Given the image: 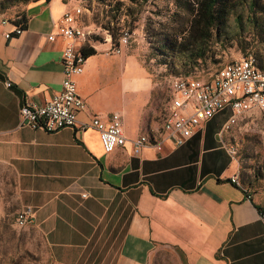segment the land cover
Listing matches in <instances>:
<instances>
[{"label": "crops", "instance_id": "0c3cea01", "mask_svg": "<svg viewBox=\"0 0 264 264\" xmlns=\"http://www.w3.org/2000/svg\"><path fill=\"white\" fill-rule=\"evenodd\" d=\"M69 8L66 0L32 2L24 32L9 38L14 25L0 17V168L20 207H32L55 264H154L161 250L175 264H264V205L232 181L239 164L218 114L183 145L135 152L132 140L161 123L157 84L128 45L115 53L91 44L96 53L76 77L86 106L75 127L21 124L26 102L44 105L61 89L68 41L48 36ZM115 112L127 142L107 153L91 121Z\"/></svg>", "mask_w": 264, "mask_h": 264}, {"label": "rangeland", "instance_id": "374dc122", "mask_svg": "<svg viewBox=\"0 0 264 264\" xmlns=\"http://www.w3.org/2000/svg\"><path fill=\"white\" fill-rule=\"evenodd\" d=\"M13 1L0 0V17L18 20L34 0ZM256 1L263 12L245 10L241 24L231 16L222 32H213L205 54L198 57L190 54L191 13L179 8L176 0H66L69 11L81 8L78 23L92 31L96 41L90 43L103 44L110 37L116 42L123 29L133 32L127 49L139 55L157 84L154 108L159 123L163 122L170 82L175 76L210 79L223 65L246 55H252L264 68V0ZM255 21H259L258 26ZM217 116L223 124L228 118L224 113ZM222 138L238 161L240 185L264 205V110H251L222 132ZM4 173L8 170L0 168V264H55L41 231L33 224H17L21 207L16 185ZM154 264H175V260L169 251L161 250Z\"/></svg>", "mask_w": 264, "mask_h": 264}, {"label": "built area", "instance_id": "2783aa9c", "mask_svg": "<svg viewBox=\"0 0 264 264\" xmlns=\"http://www.w3.org/2000/svg\"><path fill=\"white\" fill-rule=\"evenodd\" d=\"M81 15V8L65 12L58 25V32L49 34L50 41L58 36L68 41L62 50L61 89L44 105L26 102L21 108L22 125L47 132L76 126L77 113L86 106L85 99L78 92L76 77L84 72L87 57L82 48L92 34V31L79 25L78 17ZM1 22L11 23V20L4 18ZM24 30L22 25H14L5 35L7 38L13 34L21 35ZM132 37L130 29H123L118 44L112 43V37L106 38L104 43L110 44L108 50L121 53L122 48L130 44ZM7 85L11 86V83L7 82ZM169 96L159 128L148 130L132 140L135 152L144 147L162 151L166 142H171L175 147L183 145L203 123L227 109H230V113L222 125L221 133L236 125L251 110H264V70L257 65L252 55L243 56L223 65L210 79L175 76L170 82ZM91 125L99 131L105 152L110 153L125 146L127 137L120 113H113L108 122L94 116ZM87 126L83 124L82 128ZM232 181L240 185L238 177ZM262 217L264 219V213ZM33 220L32 207H23L18 211L16 221L20 227L32 225Z\"/></svg>", "mask_w": 264, "mask_h": 264}, {"label": "trees", "instance_id": "16d2710c", "mask_svg": "<svg viewBox=\"0 0 264 264\" xmlns=\"http://www.w3.org/2000/svg\"><path fill=\"white\" fill-rule=\"evenodd\" d=\"M16 1L18 2L19 0H14L13 3ZM35 1L38 0H34L33 2ZM192 1L193 0H176V5L191 13L192 18L188 29V39L190 40L191 45L190 54H195L198 57H202L205 54L207 45L212 39L213 32H222L227 26V21L231 16L236 17L241 24L245 10L257 9L258 11L263 12L262 7H260L256 0H195V4L192 3ZM254 16H256V12L254 13ZM11 23L14 25H22L26 28L25 13L18 20H11ZM258 24L259 21H255V26H258ZM88 40L89 41L82 48L86 57L96 53V49L91 45L92 43H90L96 41L92 34L89 36ZM112 43L116 45L118 44V40L114 42L112 38ZM259 67L264 70L262 66ZM178 76L199 77L197 75ZM169 100L170 96L168 102ZM259 208L261 207L259 206Z\"/></svg>", "mask_w": 264, "mask_h": 264}]
</instances>
